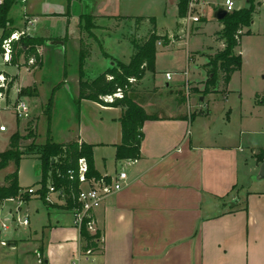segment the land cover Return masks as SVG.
I'll use <instances>...</instances> for the list:
<instances>
[{"label":"crops","instance_id":"crops-1","mask_svg":"<svg viewBox=\"0 0 264 264\" xmlns=\"http://www.w3.org/2000/svg\"><path fill=\"white\" fill-rule=\"evenodd\" d=\"M20 2L26 3L24 25L15 28L42 41L40 69L46 58L53 56V51L66 61L72 50L77 57L78 73L72 79L74 84L69 85L67 74L60 86L56 84L52 88L55 99L65 86L69 89L74 85L79 118L82 116L83 122L80 119L69 139L62 131L56 135L53 114L56 101L53 102L51 141L77 140L92 144L94 165L100 175L114 176L123 170L128 174L129 184L108 197L94 213L95 228L102 235L100 251L80 257V231L73 223L72 211L64 208L66 196L56 194L52 205H47L39 230L30 229L25 237L0 236V264H73L76 258L81 264H264V180L257 178L263 161L255 157L256 150L264 147V143L255 147L257 143L253 142L264 130L253 128L257 114H248L241 107L238 122L234 124L229 115L217 116L209 107H196L194 113L184 101L187 99L184 86L172 84L173 79L168 80L166 76L174 72L165 71L164 82L155 79V74L160 72L155 60L154 71H148L137 81L138 89L148 92L139 96L138 103L155 116L143 125L141 157L118 161L116 153L122 142L123 108L79 100V89L81 76L92 80L108 69L93 72L95 58L96 61L117 58L106 51L101 42L84 40L87 18L113 21L119 16L108 10H117L122 1ZM37 2L41 6L33 4ZM142 17L146 19L141 22L149 16ZM64 20L66 24L62 23ZM220 26L219 31L223 27ZM8 27L14 26L8 22ZM154 29L162 36L173 31L159 32L154 27L150 32ZM149 33L139 41L145 40ZM175 40L178 39L171 38L164 43L162 38L157 43L160 47H168ZM132 43V52L124 63H129L135 53L134 41ZM20 58L24 61V55ZM30 85H36L39 90V83ZM18 172L20 191H25L24 200L27 201L36 193V190L33 194L27 193L29 188L35 189V181L25 182L20 168ZM6 204L0 205V214L10 218L13 212ZM30 226L29 221L26 227ZM9 242H14L15 246H7Z\"/></svg>","mask_w":264,"mask_h":264},{"label":"rangeland","instance_id":"rangeland-1","mask_svg":"<svg viewBox=\"0 0 264 264\" xmlns=\"http://www.w3.org/2000/svg\"><path fill=\"white\" fill-rule=\"evenodd\" d=\"M20 1L22 0H18L8 12V22L18 28L23 27L26 13V3ZM121 1L122 4L117 10H108L119 16L113 21L88 16V23L84 26V40L91 39L93 42H101L106 51L117 57L112 60L118 64L120 61L126 62L129 59L132 52V42L142 39L154 27L159 32L173 30L164 35L163 42L166 43L171 38L178 40H175L168 47H160L158 43L156 44L157 47L159 46L157 48L156 67L160 72L155 74V79L158 82H164L166 80L164 77L165 71H172L174 72L172 84L177 83L184 86L187 99L182 98L185 99L186 103H189L194 113L197 112L196 107H209L215 111L217 116L229 115L232 122L236 124L240 111L244 108L248 114H257L256 126L253 128L264 130V0H233L235 10L229 14H236L242 9L252 10V19L250 25L245 26L243 29L245 34L241 37L240 45L234 49L235 55L242 56V66L231 76L228 85L224 84L221 74L218 76V82L208 83L210 74L205 68L208 57L204 55L213 54L220 48H224L220 35L216 33L221 28L220 25L224 27V23L216 20L215 13L218 8H225V0H189L186 4L187 14L183 19L179 16L178 1L180 0ZM33 4L41 6L38 2ZM139 16H154L156 22L152 23L148 20L140 22L137 18ZM191 16H198L200 21L192 23ZM62 23L66 24L67 20ZM9 28L6 30L9 31ZM183 28H185L184 31ZM1 31L0 29V33ZM180 37L181 39H179ZM100 47L102 48V46ZM100 47L97 48L101 49ZM38 52L42 55L41 49L40 51L38 49ZM55 54L53 51V56L47 57L44 67L40 69L36 58V65H31L28 62L24 63L22 59H20L19 64L7 62L0 48V72L17 75L16 77L9 74L16 80L17 84L14 83L8 95L7 108L0 110V125L7 124L8 126L7 132H0V152L10 148L9 143L12 137L21 136L18 146L14 149L21 156L18 167L25 182L35 181L34 187L36 190V193L27 201L24 200L21 203L19 200L6 202L7 209H11L14 216L10 220H5L4 216L0 214V236L3 238H12L16 235L25 237L29 234L30 229L34 230L36 228L39 230L41 219L44 218L47 209L44 197L50 195L48 187L52 185L56 187L55 193H51L50 197L52 199L58 194L56 192L59 189L52 172H49L45 186L40 181L42 176L41 157L44 144L48 140H46V136L50 116L46 113L48 112L46 109L49 106L50 98L53 96L52 108L53 102L55 104L56 101L53 109L56 135L59 134V131H62L64 132L63 136L65 134L69 135V139L70 134L77 128L80 119L83 122L82 116L79 118L78 102L77 99L75 100L76 94L73 90L74 85L69 89L65 86V89H62L55 96V99V92L52 88L56 84L60 86L64 77L68 75L69 85L74 84L72 79L78 73L76 54L72 50L67 61L65 58L62 59L60 54ZM113 61H107L106 59L96 61L95 58L92 71L100 73V71L112 67L114 65ZM150 77V75L147 76L146 82L149 81ZM33 82L39 83V90L36 85L28 86ZM131 83L132 92L128 91L127 94L134 97L136 101H139V96L143 97L144 94L148 93L145 92L146 89L144 88L142 91L138 89L139 86L136 80L131 81ZM208 87L212 90H203ZM24 88L26 89L25 92H30V95L21 93ZM214 88L217 89L214 90ZM227 88L228 90H226ZM18 96L27 97L26 101L30 110L28 119L15 118L11 113L12 109L7 105V101L12 102ZM227 97L229 98L228 102H226ZM59 139L65 140L66 138ZM255 139L256 141H253L254 144L257 143L255 147L260 146V143H264V134L256 135ZM63 156L64 154L60 153L56 159L60 162L63 160ZM16 168L15 162L11 161L7 167L0 169V186L4 185L5 175ZM40 182L42 185H40ZM24 194L25 191L24 193L20 191L16 198H24ZM25 218L29 219L30 228L20 222ZM3 222L9 225L8 230H4L2 227Z\"/></svg>","mask_w":264,"mask_h":264},{"label":"trees","instance_id":"trees-1","mask_svg":"<svg viewBox=\"0 0 264 264\" xmlns=\"http://www.w3.org/2000/svg\"><path fill=\"white\" fill-rule=\"evenodd\" d=\"M18 0H4L0 6V29H3L2 38L9 36L13 32L19 31L18 28H8V12L10 8ZM189 0H180L179 2V15L184 17L187 14V3ZM232 13V12H229ZM145 17H139L141 22ZM252 19V10H240L236 14H228L223 20L224 27L217 33L220 35V39L224 41V48L219 49L212 55H208V61L205 63L206 68L210 74L209 82L213 83L218 81V76L221 74L224 84L230 82L231 76L237 72L242 66V56L234 54L236 46L240 45L242 41V35L245 34L244 27L250 25ZM148 20L152 23L156 22V18L153 16L148 17ZM164 36L159 35L157 31L152 30L147 38L143 41L134 40L135 53L133 54L129 63L119 62L112 67L99 74L92 80L84 79L81 76L79 100L88 99L95 101L103 106L109 107H122L124 112L121 117L122 124V142L117 146L116 158L118 161L123 160H136L141 157V143L144 137L143 125L146 120L155 118V116L148 114L145 109L135 100L134 97L128 96V91L132 92L131 79L136 81L141 80L148 71H154L157 42ZM42 44V41L38 38H32L24 35L19 41L14 43L13 64H19L21 55H24V63L34 56L39 66L42 65V55L39 54L38 49ZM84 52V50H83ZM84 60V56L81 58V66ZM1 73V72H0ZM3 73V72H2ZM6 76H10L6 73ZM16 80L11 82V86L14 85ZM211 84V83H210ZM209 84V85H210ZM118 89H121L124 93L122 98H115L112 102H107L104 97L107 95L115 94ZM25 88L21 90L24 95ZM204 91H211L210 87L203 89ZM53 96L50 98V103L46 109V113L50 116L52 112ZM48 126V135L50 136V123ZM48 136L47 142L44 144V151L41 157V182L43 186L46 184V180L49 172L54 175V181L59 188H63L66 193V204L64 208L73 210L76 204V195L78 191V183L72 182L69 178L68 171L71 168L78 166L80 158H86L89 166V176L100 178L99 171L94 165V151L93 145L83 141H70L66 143H56L51 141ZM21 136L16 135L10 139L9 149L4 152H0V169H3L9 165L11 161H14L17 168L6 175V184L0 186V198L16 197L20 192L19 186V164L21 162V156L19 152H15V148L19 144ZM64 154L63 160L59 162L56 159L58 154ZM255 157L259 161H264V147H260L256 150ZM52 167V168H51ZM44 196V195H43ZM26 197V196H25ZM24 197V198H25ZM45 201L48 206L52 205V202L46 197ZM101 233L97 231L92 234L87 229V224H84L80 230L81 238V250L86 252L96 253L101 250Z\"/></svg>","mask_w":264,"mask_h":264},{"label":"built area","instance_id":"built-area-1","mask_svg":"<svg viewBox=\"0 0 264 264\" xmlns=\"http://www.w3.org/2000/svg\"><path fill=\"white\" fill-rule=\"evenodd\" d=\"M4 0H0V6L3 4ZM225 8L228 12H233L235 10V4L233 0H225ZM193 22H198L200 18L198 16H191ZM24 35H27L26 32L23 31H16L10 34L7 37L2 38L1 40V50L3 52L4 59L7 62H12L13 53H14V43L19 41L20 38ZM28 63L31 65H36V59L32 56ZM168 80L172 79L173 73L168 72L166 74ZM135 79L132 78L131 81ZM13 81L12 76H6L5 73H0V110L6 109V100L10 91L13 87L11 86V82ZM124 93L121 89L113 95H107L104 97V100L107 102L114 101L115 98H122ZM3 103V104H2ZM7 105L12 109V114L17 119H28L30 116L29 105L26 101V98L18 96L16 99H13L12 102L7 101ZM8 126L7 124L0 125V132H7ZM69 178L72 182L78 183V191L76 195V204L77 206L73 208L72 216H73V223L74 225L81 230L84 224H87V229L92 233H96L97 230L95 228V220H94V213L95 211L100 208L104 201L120 192L121 190L125 189L128 186V174L126 171H119L114 176H101L100 178H96L93 176H89V166L86 158H80L78 161V166L76 168H71L68 171ZM56 187L49 186L48 191L50 193L49 196L46 198L52 201L51 193H55ZM27 193L33 194L35 193L34 188H29ZM59 195L64 196L66 193L63 188H59L58 192ZM19 200L20 203L24 201V198H16V197H9V198H0V205L5 204L9 201ZM14 215H11L10 218L7 217V214L4 215L5 220H10L13 218ZM23 225L29 224V219L25 218L20 221ZM2 227L4 230L9 229V225L6 222L2 223ZM94 254L91 250L83 252L80 249V257L81 256H90ZM73 264H81V260L79 258L74 259Z\"/></svg>","mask_w":264,"mask_h":264},{"label":"water","instance_id":"water-1","mask_svg":"<svg viewBox=\"0 0 264 264\" xmlns=\"http://www.w3.org/2000/svg\"><path fill=\"white\" fill-rule=\"evenodd\" d=\"M228 14H229V12L226 8H218L217 12L215 13V18H216V20H223ZM257 177L259 179L264 180V161L260 167V170L257 174ZM7 246L14 247L15 243L9 242V243H7Z\"/></svg>","mask_w":264,"mask_h":264}]
</instances>
